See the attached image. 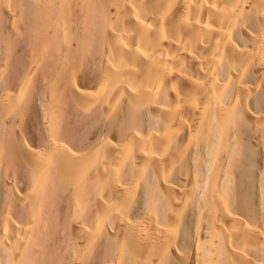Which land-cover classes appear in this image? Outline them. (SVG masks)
<instances>
[{"label":"bare ground","instance_id":"obj_1","mask_svg":"<svg viewBox=\"0 0 264 264\" xmlns=\"http://www.w3.org/2000/svg\"><path fill=\"white\" fill-rule=\"evenodd\" d=\"M0 264H264V0H0Z\"/></svg>","mask_w":264,"mask_h":264},{"label":"rangeland","instance_id":"obj_2","mask_svg":"<svg viewBox=\"0 0 264 264\" xmlns=\"http://www.w3.org/2000/svg\"><path fill=\"white\" fill-rule=\"evenodd\" d=\"M63 38V39H62ZM61 39V42L59 41V43L60 44H62L63 42L62 41H65L63 44H65L66 43V40H65V38H64V36H62V34H61V38H59V40ZM55 76H57V75H55Z\"/></svg>","mask_w":264,"mask_h":264}]
</instances>
